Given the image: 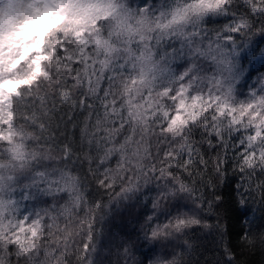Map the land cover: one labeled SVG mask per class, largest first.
<instances>
[{
    "label": "clouds",
    "instance_id": "obj_1",
    "mask_svg": "<svg viewBox=\"0 0 264 264\" xmlns=\"http://www.w3.org/2000/svg\"><path fill=\"white\" fill-rule=\"evenodd\" d=\"M0 264H264V0H0Z\"/></svg>",
    "mask_w": 264,
    "mask_h": 264
}]
</instances>
